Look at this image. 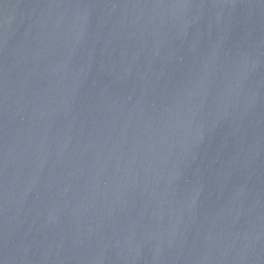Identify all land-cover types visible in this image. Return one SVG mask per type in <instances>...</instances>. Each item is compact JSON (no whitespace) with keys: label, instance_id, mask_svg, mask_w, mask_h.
<instances>
[{"label":"water","instance_id":"water-1","mask_svg":"<svg viewBox=\"0 0 264 264\" xmlns=\"http://www.w3.org/2000/svg\"><path fill=\"white\" fill-rule=\"evenodd\" d=\"M0 264H264V0H0Z\"/></svg>","mask_w":264,"mask_h":264}]
</instances>
